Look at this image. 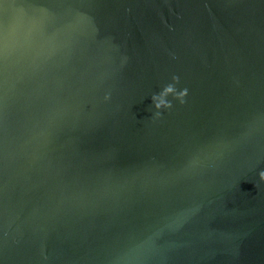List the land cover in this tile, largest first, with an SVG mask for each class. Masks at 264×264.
Instances as JSON below:
<instances>
[{"label": "water", "instance_id": "obj_1", "mask_svg": "<svg viewBox=\"0 0 264 264\" xmlns=\"http://www.w3.org/2000/svg\"><path fill=\"white\" fill-rule=\"evenodd\" d=\"M262 172L264 0H0V264H264Z\"/></svg>", "mask_w": 264, "mask_h": 264}, {"label": "clouds", "instance_id": "obj_2", "mask_svg": "<svg viewBox=\"0 0 264 264\" xmlns=\"http://www.w3.org/2000/svg\"><path fill=\"white\" fill-rule=\"evenodd\" d=\"M172 79H173V83L168 84L165 87L164 91L161 93V95H167L169 93H174L175 94V99L178 100L181 104H183V103H185V97L188 94L187 89H183V90L177 91L176 84L179 83V77L174 76ZM156 99H157V97L154 96L153 100L155 101ZM164 106L167 107V108H171L172 107V103L171 102H166V103H164ZM155 107L159 109L161 107V104L157 103L155 105ZM160 115H161L160 112L156 113L157 117H159ZM260 177H261L262 180H264V172H262L260 174Z\"/></svg>", "mask_w": 264, "mask_h": 264}]
</instances>
